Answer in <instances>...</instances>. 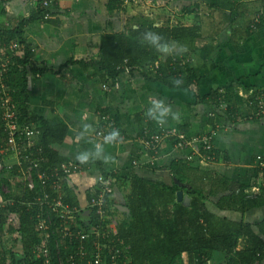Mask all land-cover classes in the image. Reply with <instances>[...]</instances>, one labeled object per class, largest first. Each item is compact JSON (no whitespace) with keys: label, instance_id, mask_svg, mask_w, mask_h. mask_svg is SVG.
Instances as JSON below:
<instances>
[{"label":"crops","instance_id":"0c3cea01","mask_svg":"<svg viewBox=\"0 0 264 264\" xmlns=\"http://www.w3.org/2000/svg\"><path fill=\"white\" fill-rule=\"evenodd\" d=\"M38 1L0 0V26L11 23L16 28L25 20L24 38L34 51L36 64L41 69L54 71L36 77L31 75V68L27 69L30 73L29 109L52 125L62 124L69 128L62 146H54L62 157L76 161L79 152L92 147L89 141L95 142L111 130L102 120L108 115L113 119L116 117L118 128L115 129L123 137V143L105 146L112 163L105 165L96 161L109 174L131 169L148 181L167 186L177 183L181 188L203 186L219 176L227 179L229 188L235 192L247 187L252 194H259L264 189V177L257 163L258 157H264V149L250 157L242 149L237 151L229 142L234 133H240V139L245 134L249 142H259V146L264 147L258 135L264 127V119L251 122L242 118L227 121L217 116L213 119L210 104L201 103L198 98L230 85L242 93L264 91V23L247 36L253 15L262 7L260 0H56L50 8L49 18L32 19L38 11ZM182 11L193 13L188 15ZM213 12L222 13V19L214 21L215 27H209ZM165 16L199 25L203 38L208 43L213 39L212 52L205 60L200 58L198 48L190 49L186 45H175L168 53L169 57L176 53L191 55L200 79L197 92L170 89L160 82L148 81L140 73L129 75L124 72L113 80L100 68L102 49L109 35L127 36L129 27L138 29L148 18L154 21L155 27H160ZM154 100L171 106L179 119L169 118L162 126L148 119L146 112ZM150 121L157 131L185 132L187 138L214 131V149L220 160L208 163L203 161V152H200L191 162H186L189 153L173 150L169 142L164 143L157 155H152L141 142L144 128L152 130ZM85 124L91 125L94 131L85 140H78L77 134ZM173 163H176L175 167ZM185 166L190 168L183 169L186 173L181 170ZM205 172L210 173V177H206ZM100 176L93 167L69 179V187L79 192L82 207L87 206L88 194L96 188ZM113 198L120 204L117 207L125 203L117 192ZM210 206V211H214ZM218 214L250 225L256 233L258 225L264 223V206L245 215L233 211ZM238 249H242V243Z\"/></svg>","mask_w":264,"mask_h":264},{"label":"trees","instance_id":"16d2710c","mask_svg":"<svg viewBox=\"0 0 264 264\" xmlns=\"http://www.w3.org/2000/svg\"><path fill=\"white\" fill-rule=\"evenodd\" d=\"M44 1H38V11L32 19L45 17L47 10L42 7ZM183 13L190 15L193 11ZM163 19V25L160 27H155L154 21L148 18L144 19L138 29L129 27L127 36L109 35L107 44L102 49V60L98 65L113 80L120 77L125 72V68H129L132 75L140 73L148 81L160 82L170 89L197 92L200 79L196 75L191 55L176 53L169 57L168 54H163L144 43L142 35L146 31H154L174 46L186 45L190 49L196 47L203 60L212 52L213 39L208 43L209 41L199 33V25H189L183 19L172 20L171 16H165ZM25 24L24 20L13 30L0 26L2 38L17 39L24 48V56L19 62L21 67L12 71L8 84L16 90L14 98L21 113V123H32L42 132L38 143L43 149V168H70L71 165L79 162L62 157L54 149V146H62L69 128L62 124L52 125L46 119L34 115L29 109L30 73L27 69L31 68V75L36 77L54 71L50 68L41 69L36 64L34 51L24 38ZM253 31L249 28L247 36ZM182 62H185L183 66L180 65ZM156 64L159 68L155 73L150 69ZM175 80H181L182 84L176 87L173 83ZM236 88L230 85L213 91L206 97L198 98L201 103L210 104L213 119L217 116L227 121H236L241 118V113L245 112L241 111L245 101L239 96ZM222 99L226 104V109L221 110L223 114L217 108ZM111 119L114 127L118 128L116 117ZM211 126L213 127L214 124L211 123ZM149 127L153 132L156 130L152 121L149 122ZM182 134L188 135L185 132ZM4 142L5 139L1 137L0 150ZM168 142L172 145L174 139H169ZM33 153H31L32 158L37 156ZM202 156L205 158L203 161L208 163L217 162L221 158L215 149L212 152H203ZM175 164L173 163V166ZM93 167L97 168L102 177L112 176L116 179L105 210L108 216L119 219L117 236L113 240L119 248L123 246L130 248L129 254L133 264H212L216 254L226 255V259L222 261L225 264H264V223L258 225L259 231L256 233L252 226L228 220L218 214L233 211L245 215L254 208L264 206V189L259 194H252L247 187L235 192L229 188L230 182L219 176L211 181V184L208 180L203 186L190 185L189 188H181L177 183L167 186L148 181L131 169L109 174L96 161L86 165L80 164V169L76 173L89 171ZM27 168V164L14 166L10 172L0 173V264H45L46 259L41 250L44 236L40 226L43 220L49 219L51 223L48 225L52 232L55 231L54 235L51 234L50 229L48 231L53 241L58 236L56 229L62 222L59 218L62 210L55 206V200L61 199L64 205L79 210L81 214L76 215V219L82 221L84 227L87 220H83V217L87 212H91L88 218L92 219L93 210L89 206L90 193L87 206L82 207L78 199V190L69 187L71 177L61 172L59 181L61 189L56 192L50 187H42L35 178V189L30 190L23 176ZM183 169L187 171L190 168L181 167L185 172ZM204 175L210 177L211 174L205 172ZM175 178L183 183L177 176ZM15 180L19 182L18 189L13 186ZM5 187L8 188V192L4 190ZM181 190L190 198L188 206L177 202L176 194ZM114 192L122 195L125 203L121 205L129 209L128 213L118 209L117 205L120 204L114 200L112 196ZM40 198L43 204L40 203ZM210 205L215 212L210 211ZM8 236H13L16 250L6 244L5 239ZM240 243L242 249H238ZM68 253L63 252V255L67 258ZM54 255L55 250H53Z\"/></svg>","mask_w":264,"mask_h":264},{"label":"built area","instance_id":"2783aa9c","mask_svg":"<svg viewBox=\"0 0 264 264\" xmlns=\"http://www.w3.org/2000/svg\"><path fill=\"white\" fill-rule=\"evenodd\" d=\"M54 1L45 0L43 2L42 7L47 10L44 18L50 17V8ZM260 1L262 7L255 12L251 21L253 30L264 23V0ZM4 27L9 30L14 29L11 23H6ZM23 56L24 48L21 43L17 39L6 40L0 33V138L5 139L0 150V173L10 172L14 166L27 164L28 168L23 176L30 190L35 189L36 178L42 187H50L56 192L61 189V182H59L61 172H64L67 177H72L78 174L76 172L80 169V164H73L70 168L64 169L43 168V149L38 143L42 132L32 123H21V113L14 98L16 90L8 84L12 71L20 69L19 62ZM184 64L185 62H182L180 65ZM158 68L159 65L156 64L150 70L156 73ZM130 71L129 68H125L126 74L131 75ZM105 89L109 90L108 87ZM238 94L245 101L241 110L245 111L241 113L243 121L264 119V91L249 90L244 93L238 91ZM218 109H226L223 99L219 101ZM102 120L112 129L115 128L110 116L105 115ZM214 138L215 132L212 130L187 138L178 131L159 129L153 132L145 127L141 142L148 152L157 155L164 143H167L169 139H174L173 150L189 153L186 161L191 162L200 152L214 150ZM32 152L37 156L32 158ZM257 163L264 177V157H258ZM114 183H116L115 178L100 176L96 188L90 191L89 206L95 214L94 217L92 214L91 220L83 217V220H87L86 227L83 226L82 221L79 222L76 219V215L81 214L79 210L64 205L61 199L55 200V206L62 210L59 213L62 222L56 229L58 236L53 241L52 235L55 231H51L48 225L51 223L49 219L43 220L40 226V231L42 230L44 236L41 250L46 259L45 264H52V262L55 264H133L129 254L130 248L126 246L119 248L115 245L113 239L117 236L118 225L112 224L114 216H108L105 210L107 200L113 193ZM45 198L47 199V196ZM39 201L41 204L44 203L41 198ZM49 229L52 235L48 232ZM51 243L52 246H50ZM53 250H55V257ZM66 251L69 252L67 258L63 255V252L67 253Z\"/></svg>","mask_w":264,"mask_h":264},{"label":"clouds","instance_id":"9594fccd","mask_svg":"<svg viewBox=\"0 0 264 264\" xmlns=\"http://www.w3.org/2000/svg\"><path fill=\"white\" fill-rule=\"evenodd\" d=\"M142 41L148 46L157 51L168 54L174 49V45L166 42L164 38L154 31H146L142 35ZM174 85L179 87L182 84L181 80H175ZM146 116L158 125H164L169 118L178 120L179 114L173 112L171 106L166 105L163 101L154 100L147 109ZM94 131L91 125L85 124L77 134L78 140H85ZM92 147L88 150L79 152L76 155V160L81 165H86L89 162L100 161L107 165L112 163V157L105 151V146L118 145L123 143V137L118 129H111L106 134L102 135L99 140L92 142Z\"/></svg>","mask_w":264,"mask_h":264},{"label":"rangeland","instance_id":"374dc122","mask_svg":"<svg viewBox=\"0 0 264 264\" xmlns=\"http://www.w3.org/2000/svg\"><path fill=\"white\" fill-rule=\"evenodd\" d=\"M211 15H212V20L210 21L209 27H210V25L212 27H215L216 24H214V21H216L217 19L219 21H221L222 13L213 12V13H211ZM216 28H219V27H216ZM259 132H260V133H258V135H260L259 140L263 143V146H264V127H262ZM239 134L234 133L233 136L230 137V140H229L231 146L234 147L237 151H240L242 149V151L248 153V155L250 157H254L256 154H259L260 151H262L264 149V147L259 146L260 145L259 142L255 143V144H252L251 142H249V140L245 138V134L244 133H243L244 137L242 139H240L241 136ZM21 181L22 180H20V182ZM13 186L18 189L19 182H17L16 180L13 181ZM4 190L8 192V188L7 187H5ZM0 204H1V195H0ZM113 219H114V221L112 222V224L118 225L119 224V219L117 217H115V216L113 217ZM5 242L8 245V247H13V248H15V250L17 249V247L13 244L14 243L13 242V236L6 237ZM224 259H226V255H224V254H216L215 258L213 259L212 264H217L218 262L219 263H224V262H222V261H224Z\"/></svg>","mask_w":264,"mask_h":264},{"label":"water","instance_id":"95a60500","mask_svg":"<svg viewBox=\"0 0 264 264\" xmlns=\"http://www.w3.org/2000/svg\"><path fill=\"white\" fill-rule=\"evenodd\" d=\"M177 200L179 203H184L185 205H189V198L184 196V193L182 191L178 192L177 193ZM118 209L121 211V212H125V213H128L129 212V209L126 208V207H122V206H118ZM91 212H87L84 217L88 218L90 216Z\"/></svg>","mask_w":264,"mask_h":264}]
</instances>
